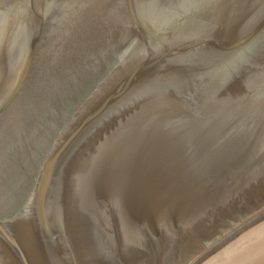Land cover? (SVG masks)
<instances>
[{"label":"water","instance_id":"1","mask_svg":"<svg viewBox=\"0 0 264 264\" xmlns=\"http://www.w3.org/2000/svg\"><path fill=\"white\" fill-rule=\"evenodd\" d=\"M0 264H264V0H0Z\"/></svg>","mask_w":264,"mask_h":264}]
</instances>
